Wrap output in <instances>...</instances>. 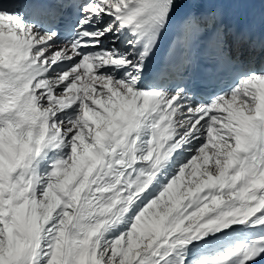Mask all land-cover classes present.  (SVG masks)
<instances>
[{
    "label": "snow or ice",
    "instance_id": "snow-or-ice-1",
    "mask_svg": "<svg viewBox=\"0 0 264 264\" xmlns=\"http://www.w3.org/2000/svg\"><path fill=\"white\" fill-rule=\"evenodd\" d=\"M0 264H264V0H0Z\"/></svg>",
    "mask_w": 264,
    "mask_h": 264
}]
</instances>
